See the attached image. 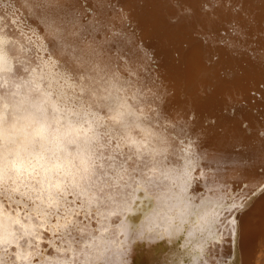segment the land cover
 <instances>
[{
    "label": "snow or ice",
    "instance_id": "1",
    "mask_svg": "<svg viewBox=\"0 0 264 264\" xmlns=\"http://www.w3.org/2000/svg\"><path fill=\"white\" fill-rule=\"evenodd\" d=\"M106 6L0 0V264H112L137 188L194 252L211 254L219 225L235 231L244 186L222 185L200 145L160 123L139 74H119L127 34L109 35Z\"/></svg>",
    "mask_w": 264,
    "mask_h": 264
},
{
    "label": "bare ground",
    "instance_id": "2",
    "mask_svg": "<svg viewBox=\"0 0 264 264\" xmlns=\"http://www.w3.org/2000/svg\"><path fill=\"white\" fill-rule=\"evenodd\" d=\"M106 4L109 35L127 34L119 41L127 54L119 74H139L148 97H158L152 108L160 123L176 124L200 145L222 185L244 186L235 231L219 225L223 235L212 239L211 254L160 228V201L151 188H137L132 211L115 229L112 264H121L120 233L127 264H264V0ZM29 23L44 33L42 23Z\"/></svg>",
    "mask_w": 264,
    "mask_h": 264
}]
</instances>
